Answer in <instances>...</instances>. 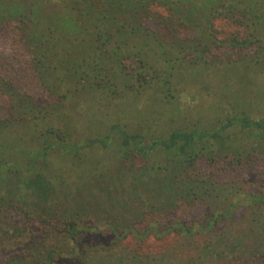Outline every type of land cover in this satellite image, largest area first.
<instances>
[{
  "label": "trees",
  "instance_id": "16d2710c",
  "mask_svg": "<svg viewBox=\"0 0 264 264\" xmlns=\"http://www.w3.org/2000/svg\"><path fill=\"white\" fill-rule=\"evenodd\" d=\"M147 18L165 24L168 36L146 26ZM227 25L233 29L221 36ZM1 28L13 33L46 99L0 70V128L50 116L91 88L111 98L152 89L171 103L184 90L175 66L217 61L220 47L254 48L251 60L264 59V0H0ZM223 122L155 137L114 124L122 128L115 137L121 163L134 171L132 193L115 214L100 211L107 215L100 222L89 212L35 211L5 185L0 264H264V188L238 177L264 181V116L242 111ZM232 130L245 148L232 147ZM196 206L203 210L197 218L178 214Z\"/></svg>",
  "mask_w": 264,
  "mask_h": 264
},
{
  "label": "rangeland",
  "instance_id": "374dc122",
  "mask_svg": "<svg viewBox=\"0 0 264 264\" xmlns=\"http://www.w3.org/2000/svg\"><path fill=\"white\" fill-rule=\"evenodd\" d=\"M154 8L162 14L168 13L161 7ZM201 8L206 10L207 4L202 2ZM215 21L218 26L225 24L220 19ZM145 25L164 38L168 36L165 24L147 18ZM232 29L227 25L220 35L226 36ZM179 30L183 36L194 34L192 30ZM253 53L254 48L220 47L216 50L217 61L175 66L174 74L184 90L171 103L161 100L152 89L144 94L123 91L120 97L111 98L105 91L91 88L71 96L50 116L29 118L0 128L3 168L0 191L6 192L4 187L10 183L15 195L35 211L63 215L89 212L94 215L92 220L103 221L107 215L100 211L115 214L132 193L133 184L128 179L134 171H128L121 163L122 139L115 138L121 127L155 137L192 123L207 127L216 119L225 123L242 111L254 118L264 116V59L251 60ZM241 57L245 60L236 61ZM0 70L22 91L46 99L35 83L27 56L7 28L0 29ZM0 100L5 101L3 97ZM117 123L122 126L115 129L113 125ZM232 132V147L245 148L246 142L240 138L239 131ZM153 159L159 157L153 155ZM36 160L40 164H34ZM8 169H13V174ZM238 177H247L244 183L254 185L255 189L264 188V181L256 177L245 173H239ZM40 180L45 185H40ZM202 211L201 206H196L178 214L193 219ZM99 225L101 229L106 227ZM154 242V238L149 239L152 248L156 246Z\"/></svg>",
  "mask_w": 264,
  "mask_h": 264
}]
</instances>
